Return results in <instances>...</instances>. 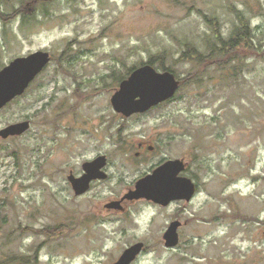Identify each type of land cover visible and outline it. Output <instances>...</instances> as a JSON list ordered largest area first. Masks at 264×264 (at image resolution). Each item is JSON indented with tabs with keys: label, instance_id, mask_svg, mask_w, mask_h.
Returning <instances> with one entry per match:
<instances>
[{
	"label": "rangeland",
	"instance_id": "1",
	"mask_svg": "<svg viewBox=\"0 0 264 264\" xmlns=\"http://www.w3.org/2000/svg\"><path fill=\"white\" fill-rule=\"evenodd\" d=\"M240 22L251 41L237 60H181L186 43L207 55L213 33L227 39ZM37 51L50 62L0 109V130L30 124L0 138V263L112 264L142 242L132 264H264V0H0V69ZM160 56L180 81L174 97L116 113L120 81ZM141 138L158 148L138 160ZM102 155L107 178L75 196L67 176ZM167 159L187 163L189 203L104 208Z\"/></svg>",
	"mask_w": 264,
	"mask_h": 264
},
{
	"label": "water",
	"instance_id": "2",
	"mask_svg": "<svg viewBox=\"0 0 264 264\" xmlns=\"http://www.w3.org/2000/svg\"><path fill=\"white\" fill-rule=\"evenodd\" d=\"M50 62L49 53L37 51L25 57H17L0 69V109L15 98L22 96L30 84ZM180 81L170 71H158L149 64L135 68L127 78L120 81L118 89L111 96L113 110L123 117L144 114L174 97ZM30 128L28 121L9 125L0 130V138L20 136ZM105 156H99L81 166L83 174L75 177L72 172L67 176L75 196L85 194L91 182L105 180L103 171ZM187 163L183 159L168 160L156 167L151 173L139 178L133 189H128L118 201L104 204L107 210H121L122 201H151L160 206H168L173 201L189 203L196 194L195 183L181 176ZM181 223L172 221L162 235L164 247L174 248L179 243L178 229ZM144 244L137 242L127 247L112 264H132L144 251Z\"/></svg>",
	"mask_w": 264,
	"mask_h": 264
},
{
	"label": "trees",
	"instance_id": "3",
	"mask_svg": "<svg viewBox=\"0 0 264 264\" xmlns=\"http://www.w3.org/2000/svg\"><path fill=\"white\" fill-rule=\"evenodd\" d=\"M250 41L251 38L248 24L240 22V24L235 27L227 39H224L219 32L215 31L213 33L212 41L208 42L206 50L207 55L199 56L198 50L195 48V46L192 43H186L184 46L185 50L181 54V60L185 62H201L204 59L212 58V63H216L218 66H220L223 61L226 63L228 60L229 62L231 60H237L239 57V51L247 47L249 48ZM164 59V56H160L155 59H151L147 64L153 66V63L156 62L159 63L161 70L170 71L169 67L165 66ZM133 69L130 70L128 75L133 71ZM16 260L23 262L25 260L27 261L28 259H18L17 257L12 256L9 258V260L5 261L6 263L1 262L0 264H13V262Z\"/></svg>",
	"mask_w": 264,
	"mask_h": 264
},
{
	"label": "flooded vegetation",
	"instance_id": "4",
	"mask_svg": "<svg viewBox=\"0 0 264 264\" xmlns=\"http://www.w3.org/2000/svg\"><path fill=\"white\" fill-rule=\"evenodd\" d=\"M163 71V70H162ZM160 71V72H162ZM161 105V104H160ZM159 106V105H158ZM157 107V106H156ZM155 108V107H154ZM154 108H151L150 110L154 109ZM150 110H148L147 112H149ZM146 112V113H147ZM145 114V113H144ZM136 115H141V114H135V115H132L130 117H124L126 119L128 118H132ZM123 117V116H122ZM121 130V129H120ZM111 141H113L112 138H109ZM122 145V143H121ZM158 148V143L153 141V140H150V139H146V138H141L139 140H137L133 147H131L130 149L134 150L133 152V155L136 159L138 160H141L142 158L148 156V155H151L153 153H155L156 149ZM102 156H105L106 158V166L108 164V156L106 155H102ZM99 157V156H98ZM170 159H167V160H162L161 162H159L157 165H155V167L152 168L151 172L158 166H160L161 164L165 163L166 161H168ZM106 166L104 167L103 171L105 172V168ZM106 173V172H105ZM107 175V174H106ZM147 175V174H146ZM145 176V175H144ZM107 178V177H106ZM135 184V183H134ZM138 201V200H137ZM133 202H136V201H127V200H124L121 202L120 204V207H121V211L125 210L126 207L130 204V203H133Z\"/></svg>",
	"mask_w": 264,
	"mask_h": 264
}]
</instances>
